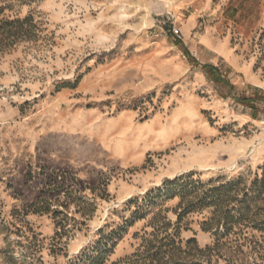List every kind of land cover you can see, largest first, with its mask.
Returning <instances> with one entry per match:
<instances>
[{
    "label": "rangeland",
    "instance_id": "rangeland-1",
    "mask_svg": "<svg viewBox=\"0 0 264 264\" xmlns=\"http://www.w3.org/2000/svg\"><path fill=\"white\" fill-rule=\"evenodd\" d=\"M0 264H264L262 0H0Z\"/></svg>",
    "mask_w": 264,
    "mask_h": 264
},
{
    "label": "built area",
    "instance_id": "built-area-1",
    "mask_svg": "<svg viewBox=\"0 0 264 264\" xmlns=\"http://www.w3.org/2000/svg\"><path fill=\"white\" fill-rule=\"evenodd\" d=\"M174 32H175L176 34H178V33H179V29L175 28V29H174Z\"/></svg>",
    "mask_w": 264,
    "mask_h": 264
},
{
    "label": "crops",
    "instance_id": "crops-1",
    "mask_svg": "<svg viewBox=\"0 0 264 264\" xmlns=\"http://www.w3.org/2000/svg\"><path fill=\"white\" fill-rule=\"evenodd\" d=\"M262 2L264 3V0H262Z\"/></svg>",
    "mask_w": 264,
    "mask_h": 264
}]
</instances>
